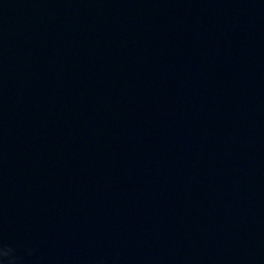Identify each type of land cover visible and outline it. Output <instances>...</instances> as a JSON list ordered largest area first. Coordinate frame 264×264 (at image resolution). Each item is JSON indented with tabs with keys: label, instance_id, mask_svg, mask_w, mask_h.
<instances>
[{
	"label": "water",
	"instance_id": "water-1",
	"mask_svg": "<svg viewBox=\"0 0 264 264\" xmlns=\"http://www.w3.org/2000/svg\"><path fill=\"white\" fill-rule=\"evenodd\" d=\"M0 264H264V0H0Z\"/></svg>",
	"mask_w": 264,
	"mask_h": 264
},
{
	"label": "clouds",
	"instance_id": "clouds-1",
	"mask_svg": "<svg viewBox=\"0 0 264 264\" xmlns=\"http://www.w3.org/2000/svg\"><path fill=\"white\" fill-rule=\"evenodd\" d=\"M10 251H11L10 249L5 250V251L3 252V254H4L5 256H7V255L9 254Z\"/></svg>",
	"mask_w": 264,
	"mask_h": 264
}]
</instances>
